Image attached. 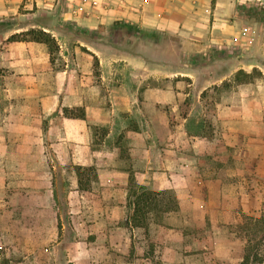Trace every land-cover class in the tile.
Listing matches in <instances>:
<instances>
[{
  "label": "crops",
  "instance_id": "obj_1",
  "mask_svg": "<svg viewBox=\"0 0 264 264\" xmlns=\"http://www.w3.org/2000/svg\"><path fill=\"white\" fill-rule=\"evenodd\" d=\"M30 30L53 56L5 44ZM77 168L94 169L87 189ZM129 172L178 211L124 226ZM66 179L87 264H190L192 217L264 186V0H0V187L47 201Z\"/></svg>",
  "mask_w": 264,
  "mask_h": 264
},
{
  "label": "rangeland",
  "instance_id": "obj_2",
  "mask_svg": "<svg viewBox=\"0 0 264 264\" xmlns=\"http://www.w3.org/2000/svg\"><path fill=\"white\" fill-rule=\"evenodd\" d=\"M229 80L222 85L225 90L246 79L231 77ZM98 135L100 137L102 132L98 131ZM86 174L84 185L88 181ZM248 176L244 174L243 177ZM65 183L60 186L52 184L48 188L47 201L41 198L42 188H36L38 192L32 194L27 193L26 186L0 187V264H87L81 258L83 249L80 247L84 245H76L77 254L74 244L89 242L92 236L77 231L76 214L70 213L71 186L69 180L66 179ZM243 191H247L250 197L244 201V208H236V213H196L192 217L187 230L190 264L241 263L245 239L238 226L242 215H264V186L247 183ZM46 207L52 210L51 213L42 212ZM73 254L75 260L70 262ZM259 255L264 257V242L259 247ZM153 264L161 263L154 259Z\"/></svg>",
  "mask_w": 264,
  "mask_h": 264
},
{
  "label": "trees",
  "instance_id": "obj_3",
  "mask_svg": "<svg viewBox=\"0 0 264 264\" xmlns=\"http://www.w3.org/2000/svg\"><path fill=\"white\" fill-rule=\"evenodd\" d=\"M15 42L45 44L51 56L58 50L55 39L49 33L40 30H30L15 34L5 44ZM63 113L70 118L84 119L85 117L82 109L74 111L64 110ZM85 172L88 173L86 174L88 181L84 185L82 182ZM76 174L79 189H87L89 181L95 179L93 168H77ZM126 206L129 213L123 225L132 228H146L151 219L159 220L161 215L178 211V205L173 194L169 192H154L139 186L132 172H129ZM238 229L240 235L245 239L240 264H263L264 257L259 255V247L264 242V215L254 217L243 214L242 222L238 226Z\"/></svg>",
  "mask_w": 264,
  "mask_h": 264
}]
</instances>
